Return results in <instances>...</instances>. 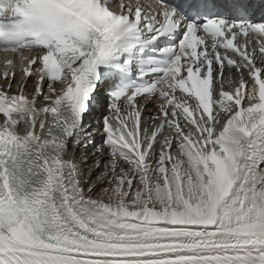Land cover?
Segmentation results:
<instances>
[{"label": "snow or ice", "instance_id": "obj_1", "mask_svg": "<svg viewBox=\"0 0 264 264\" xmlns=\"http://www.w3.org/2000/svg\"><path fill=\"white\" fill-rule=\"evenodd\" d=\"M0 49V264H264L252 0H0Z\"/></svg>", "mask_w": 264, "mask_h": 264}, {"label": "bare ground", "instance_id": "obj_2", "mask_svg": "<svg viewBox=\"0 0 264 264\" xmlns=\"http://www.w3.org/2000/svg\"><path fill=\"white\" fill-rule=\"evenodd\" d=\"M17 72H19V66H17ZM17 79H19V76H17ZM0 83H2V81H0ZM33 83H34V81H32V80H29L28 82H27V85H28V87H27V90L29 91V92H31V90H32V86H33ZM14 87H15V85H14ZM47 91V88L45 87V92ZM154 107H155V105H153ZM148 114H150V112H149V109H148V111L146 112V115H148ZM96 118L97 117H95V116H90V120L88 121V122H86L85 123V125L87 126L89 123H91V122H93V121H95L96 120ZM98 140V139H97ZM97 143H100V142H98L97 141ZM91 149H89V154L91 153ZM82 153H78L77 155H78V157H79V155H81ZM95 177H93V179H94ZM100 189L98 188L97 189V192L99 191Z\"/></svg>", "mask_w": 264, "mask_h": 264}]
</instances>
